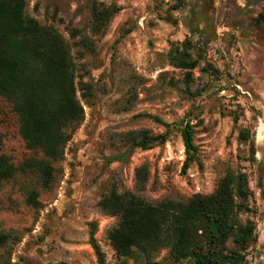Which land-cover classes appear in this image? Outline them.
Masks as SVG:
<instances>
[{
  "label": "rangeland",
  "instance_id": "374dc122",
  "mask_svg": "<svg viewBox=\"0 0 264 264\" xmlns=\"http://www.w3.org/2000/svg\"><path fill=\"white\" fill-rule=\"evenodd\" d=\"M199 7L198 0H25V16L67 45L84 115L53 160L29 146L0 95V158L16 170L0 183V264H98L92 225L107 264H194L171 259L170 247L119 256L109 233L121 219L101 203L113 192L153 206L188 203L224 179L235 187L240 174L250 212L238 220L252 222L257 236L240 264L264 262V30L252 23L264 0H213L202 15ZM106 10L110 20L96 24L95 13ZM176 53L196 67H175ZM153 117L177 126L166 143L143 151L137 144L167 132ZM181 126L193 128L198 149L186 171ZM36 161L52 168L50 178L29 167Z\"/></svg>",
  "mask_w": 264,
  "mask_h": 264
},
{
  "label": "trees",
  "instance_id": "16d2710c",
  "mask_svg": "<svg viewBox=\"0 0 264 264\" xmlns=\"http://www.w3.org/2000/svg\"><path fill=\"white\" fill-rule=\"evenodd\" d=\"M178 3L181 8V2ZM24 10L25 0H0V95L20 117L21 135L29 146L56 160L68 141V131L83 119L84 111L76 99L74 66L67 45L54 29L39 26L25 16ZM112 15L109 10L98 11L95 22L104 25ZM263 21L264 13H260L256 22ZM94 31L98 33L100 28ZM171 62L184 70L196 67L178 53L171 57ZM153 119L167 132L137 144L143 151L166 143L169 130L177 126L157 117ZM181 136L187 155L183 169L186 171L197 162L198 149L191 126L182 127ZM241 138L247 141L249 133L243 132ZM126 158L127 154L119 155L115 161L123 162ZM29 167L51 177L52 168L46 163L36 161ZM15 171L5 158H0V183ZM233 183L227 178L208 197L196 196L188 203L165 202L156 206L131 194L113 192L101 203L107 213L121 219L119 227L109 233V240L124 258H131L135 249L156 252L170 247L169 257L176 262L243 263L242 253L257 243V236L252 222L242 224L238 220L240 214L250 212L246 175L238 176L235 187ZM92 227L90 245L98 264H107L95 239V225ZM5 241L0 236V244ZM230 241L235 248L228 247Z\"/></svg>",
  "mask_w": 264,
  "mask_h": 264
},
{
  "label": "flooded vegetation",
  "instance_id": "af4514ba",
  "mask_svg": "<svg viewBox=\"0 0 264 264\" xmlns=\"http://www.w3.org/2000/svg\"><path fill=\"white\" fill-rule=\"evenodd\" d=\"M200 1H201V6H200V8H198L197 13L202 15V14L206 13L208 8H210L213 0H200ZM257 18H258V15L256 16V19ZM256 19H255V21L252 22L254 26H257V27L264 26V21L261 23H258V22H256Z\"/></svg>",
  "mask_w": 264,
  "mask_h": 264
},
{
  "label": "bare ground",
  "instance_id": "6f19581e",
  "mask_svg": "<svg viewBox=\"0 0 264 264\" xmlns=\"http://www.w3.org/2000/svg\"><path fill=\"white\" fill-rule=\"evenodd\" d=\"M258 148H259V157L264 161V126L261 127L258 134Z\"/></svg>",
  "mask_w": 264,
  "mask_h": 264
},
{
  "label": "crops",
  "instance_id": "0c3cea01",
  "mask_svg": "<svg viewBox=\"0 0 264 264\" xmlns=\"http://www.w3.org/2000/svg\"><path fill=\"white\" fill-rule=\"evenodd\" d=\"M198 1H199V6H201V1H200V0H198ZM199 8H200V7H199ZM195 14L198 15L197 10L195 11ZM256 264H264V262H263V263H256Z\"/></svg>",
  "mask_w": 264,
  "mask_h": 264
},
{
  "label": "water",
  "instance_id": "95a60500",
  "mask_svg": "<svg viewBox=\"0 0 264 264\" xmlns=\"http://www.w3.org/2000/svg\"><path fill=\"white\" fill-rule=\"evenodd\" d=\"M260 28L262 29V30H264V26H260ZM258 151H259V148H258ZM261 161H262V164L264 165V161L261 159Z\"/></svg>",
  "mask_w": 264,
  "mask_h": 264
}]
</instances>
